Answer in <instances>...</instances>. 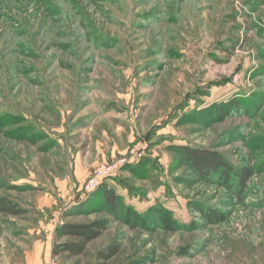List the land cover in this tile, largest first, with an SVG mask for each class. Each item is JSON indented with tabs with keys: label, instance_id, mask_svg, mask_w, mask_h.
Segmentation results:
<instances>
[{
	"label": "rangeland",
	"instance_id": "1",
	"mask_svg": "<svg viewBox=\"0 0 264 264\" xmlns=\"http://www.w3.org/2000/svg\"><path fill=\"white\" fill-rule=\"evenodd\" d=\"M1 200L23 214L0 211V264H27L42 222L98 220L84 255L51 260L116 243L109 264H264V0H0Z\"/></svg>",
	"mask_w": 264,
	"mask_h": 264
},
{
	"label": "trees",
	"instance_id": "2",
	"mask_svg": "<svg viewBox=\"0 0 264 264\" xmlns=\"http://www.w3.org/2000/svg\"><path fill=\"white\" fill-rule=\"evenodd\" d=\"M176 148L182 154L185 162L195 169L200 176L218 178L225 185L231 186V188L236 186L242 190L246 189L251 180L252 173L249 170L244 169L237 172L233 166L217 153L190 147ZM102 201L106 209L113 213L128 210L123 208L122 198L116 189L102 190ZM0 211L11 215L23 214L22 209L17 208L6 200L0 201ZM109 227L110 221L108 220L88 223L63 222L55 232L53 256L67 255V257H77L84 255L90 244L98 240ZM120 250V246L114 243L106 250L101 251L98 254V259L101 261L100 264H109L119 254Z\"/></svg>",
	"mask_w": 264,
	"mask_h": 264
},
{
	"label": "crops",
	"instance_id": "3",
	"mask_svg": "<svg viewBox=\"0 0 264 264\" xmlns=\"http://www.w3.org/2000/svg\"><path fill=\"white\" fill-rule=\"evenodd\" d=\"M40 227L36 234L32 230L23 232L27 235L24 237L33 239L31 250L27 252V264H49L52 259L56 226L42 222ZM40 233L44 236L36 239Z\"/></svg>",
	"mask_w": 264,
	"mask_h": 264
},
{
	"label": "built area",
	"instance_id": "4",
	"mask_svg": "<svg viewBox=\"0 0 264 264\" xmlns=\"http://www.w3.org/2000/svg\"><path fill=\"white\" fill-rule=\"evenodd\" d=\"M105 172L110 173L112 176L114 175V173L111 172V168H105V167H102V168H100L99 171H98V173H99L100 175L103 174V173H105ZM49 264H58V263H57L56 261H54V260H51Z\"/></svg>",
	"mask_w": 264,
	"mask_h": 264
}]
</instances>
